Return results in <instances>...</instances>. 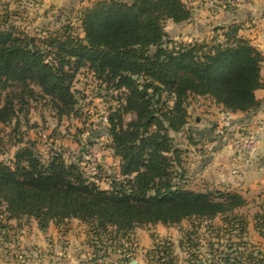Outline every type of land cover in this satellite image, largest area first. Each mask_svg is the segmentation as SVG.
<instances>
[{
	"label": "trees",
	"instance_id": "trees-1",
	"mask_svg": "<svg viewBox=\"0 0 264 264\" xmlns=\"http://www.w3.org/2000/svg\"><path fill=\"white\" fill-rule=\"evenodd\" d=\"M12 14L0 9V133L13 120V130L18 128L30 98L48 101L59 118L74 114L73 81L87 67L119 94L106 115V130L120 163L118 177L101 188L61 152L42 159L33 142L17 138L12 160H0L1 240L11 220L32 217L44 231L50 223L61 229L77 219L87 225L93 247L86 264H94L99 252L105 256V239L117 249L137 227L188 220L177 246L189 262H180L170 240L152 234L148 264H264V250L243 241L248 220L238 211L248 200L235 191L186 187V149L175 142L179 134L195 145L201 136L188 127L191 96L209 97L225 112L259 107L255 90L264 88V54L239 35L238 24L216 27L221 39L175 42L164 25L192 17L182 0H92L80 7L76 23L38 33L15 24ZM215 218L222 225L213 224ZM252 221L264 238V200ZM201 227L214 232L205 243ZM221 230L235 240L229 236L222 244Z\"/></svg>",
	"mask_w": 264,
	"mask_h": 264
},
{
	"label": "rangeland",
	"instance_id": "rangeland-1",
	"mask_svg": "<svg viewBox=\"0 0 264 264\" xmlns=\"http://www.w3.org/2000/svg\"><path fill=\"white\" fill-rule=\"evenodd\" d=\"M91 1L0 0V9L2 7L8 8L13 13L12 20L15 24L32 33H38L40 30L56 28L67 21L76 23L75 16L80 7ZM182 1L191 6L192 20L184 25H175L171 21H167L164 30L172 40L175 42L202 41L210 40L214 35L219 36L220 39L222 38V31H215L218 26L206 17L205 9L209 8V4L217 6L220 4L219 1L223 3L224 0ZM227 4L233 6L231 1H228ZM73 90L77 98L75 112L61 118L57 117L55 110L45 99L30 98L27 111H22L19 114L18 128L15 131L13 130L15 120L3 126V131L0 133V136H2L0 160L9 163L18 147L14 143L15 140L22 138L23 141L29 140L34 143V148L42 159H48L54 151L61 152L66 161L77 162L86 176L95 180L99 187L108 188L111 178L118 177L120 158L113 153L110 147V138L106 130V115L110 108L117 104L116 98L119 94L117 95L116 92L108 89L104 83L96 79L87 67L81 68L76 74L73 81ZM208 98L205 96H191L189 98L188 127L195 126L196 117L204 118L206 113L213 110L217 113L224 112L223 108V111L217 109V104L215 105L214 101ZM210 107H212V111L207 110ZM129 117L130 115L126 116L125 119H129ZM198 128L206 127L200 125ZM221 128L226 130L228 125H222ZM237 130L244 131L247 129L238 128L234 132L230 130L228 136H230L231 143ZM175 136V142L181 148L189 146L187 141L179 134ZM194 140L199 142L198 138H194ZM234 153L237 156L232 157L234 164L233 166L231 164L228 174L231 177L233 176L235 181H238L236 178L243 175V170L239 167L241 162L245 161L249 164L255 157V151L241 154L234 151ZM191 159L189 153L182 154L183 167L187 170L182 182L186 187L199 191L207 189L235 191L243 195L248 200V204L238 211L248 220L243 241L248 247H260L264 250V238L259 236L253 229L252 221L253 213L264 200V187L256 189L246 186L243 188L240 186L233 187L231 184H219L215 178L209 176H194L187 167ZM93 160L97 163L98 169V173L95 175L92 174L90 167ZM259 177L264 179V175H259ZM246 179L245 176L244 180ZM15 222L11 223L9 221L6 224L13 225L16 224ZM212 222L213 224L222 225L219 218H215ZM188 224V220H183L180 224L172 226L161 224L158 226H142L131 233L130 242L125 239L121 240L122 247L118 246L117 249L110 247V241L105 239L106 243H103L105 256L101 257L102 252H99L97 260L92 262H96L94 264H132V261H135L134 264H148L146 250L152 246V234L160 239L167 238L170 240L174 245L175 253L181 259L180 262H189L186 261L187 254L180 251L177 246L182 236L181 230L187 228ZM54 225H48L47 229L43 231L38 228L34 218L23 217L20 220V225H15L17 230L13 232L10 228L7 237L0 239V262H36L37 264H65V262L86 264L90 262L93 247L89 244L90 235L87 234V225L80 223L77 219L66 221L61 229ZM224 233L223 230L218 232L222 244L227 242L229 236L232 240H235L233 234ZM198 234L200 241L205 243L208 238L214 235V232H207L205 228L201 227ZM151 240V246L146 247ZM214 240L216 241L217 238ZM125 250H127V253ZM200 251L204 252L205 247H201ZM123 253L126 255H123Z\"/></svg>",
	"mask_w": 264,
	"mask_h": 264
},
{
	"label": "crops",
	"instance_id": "crops-1",
	"mask_svg": "<svg viewBox=\"0 0 264 264\" xmlns=\"http://www.w3.org/2000/svg\"><path fill=\"white\" fill-rule=\"evenodd\" d=\"M211 1V0H210ZM215 1V0H214ZM215 6L209 4V8L205 9V14L208 19L217 26H226L231 23L239 25V35L248 39L256 48L264 54V0H246L243 4L230 6L228 1ZM193 14V12H192ZM192 20V17L186 21ZM186 22L174 23L175 25H184ZM173 23V22H172ZM214 31V30H212ZM261 75L264 77V68L261 69ZM256 98L259 99L260 105L251 112H229L226 114L217 113L212 107L207 108L210 113H206L204 118H195L196 124L194 127L201 131V136L198 137L197 144L185 146L187 154L192 158L188 162L189 172L194 176L215 178L219 184H231L233 187H250L253 189L264 187V88L255 90ZM209 99V98H208ZM210 100V99H209ZM214 105V103H213ZM216 105V104H215ZM217 106V109L223 111L222 107ZM204 125L206 128H198ZM222 125H228L226 130H222ZM238 128H245L252 132L257 139V148L255 150V157L248 164L245 161L241 162V169L244 177L238 176L235 181L233 176L228 174L231 164L233 166L232 157L235 155L232 149V143L228 133ZM225 131V132H224ZM217 133V134H214ZM220 133V134H218ZM230 134V133H229ZM229 137V138H228ZM201 147V148H200ZM200 154H198V153ZM237 166V168H238ZM233 168V167H232ZM261 171V172H260ZM229 175V176H227ZM257 176V177H255ZM259 177V178H258ZM253 178H257L254 179ZM221 180V182H219ZM253 180V181H252ZM76 220V219H72ZM15 220H11L13 223ZM11 224V229L14 232L17 230L15 225H20V220ZM157 223L155 225H159ZM50 225H54L50 223ZM163 225V224H161ZM55 226V225H54ZM56 227V226H55ZM140 228V227H137ZM135 228V229H137ZM135 231V230H134ZM133 231V232H134ZM152 243L148 242L146 247H150ZM149 244V245H148ZM0 264H37L36 262H0ZM64 264V263H62ZM65 264H80L75 262H65ZM91 264V263H90Z\"/></svg>",
	"mask_w": 264,
	"mask_h": 264
},
{
	"label": "built area",
	"instance_id": "built-area-1",
	"mask_svg": "<svg viewBox=\"0 0 264 264\" xmlns=\"http://www.w3.org/2000/svg\"><path fill=\"white\" fill-rule=\"evenodd\" d=\"M245 1L246 0H231L234 5L243 4ZM228 113L229 112L226 111V114ZM232 147L234 151L238 154L245 152H253L257 148V139L255 135L248 130H237L233 138ZM90 167L92 174L95 175L98 173L97 163L94 160L91 162Z\"/></svg>",
	"mask_w": 264,
	"mask_h": 264
},
{
	"label": "water",
	"instance_id": "water-1",
	"mask_svg": "<svg viewBox=\"0 0 264 264\" xmlns=\"http://www.w3.org/2000/svg\"><path fill=\"white\" fill-rule=\"evenodd\" d=\"M135 263V261H132V264H134Z\"/></svg>",
	"mask_w": 264,
	"mask_h": 264
}]
</instances>
